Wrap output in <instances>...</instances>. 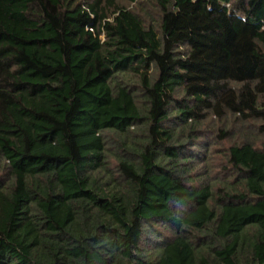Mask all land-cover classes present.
Here are the masks:
<instances>
[{
    "label": "trees",
    "instance_id": "16d2710c",
    "mask_svg": "<svg viewBox=\"0 0 264 264\" xmlns=\"http://www.w3.org/2000/svg\"><path fill=\"white\" fill-rule=\"evenodd\" d=\"M0 264H264V0H0Z\"/></svg>",
    "mask_w": 264,
    "mask_h": 264
},
{
    "label": "rangeland",
    "instance_id": "374dc122",
    "mask_svg": "<svg viewBox=\"0 0 264 264\" xmlns=\"http://www.w3.org/2000/svg\"><path fill=\"white\" fill-rule=\"evenodd\" d=\"M240 134H233L232 135V142L234 141H239L240 138ZM227 146H229V143L226 144ZM222 150L223 147H221ZM221 149L220 150H212V152L209 154L210 155V160L207 163L206 167L204 169H202L200 171V174L202 175H207L209 176L210 180L215 181V179L217 180V182H222L225 179H227L228 177L226 176V174L223 172V170L226 168L225 167V163L222 161V157L221 155ZM209 165V166H208Z\"/></svg>",
    "mask_w": 264,
    "mask_h": 264
}]
</instances>
